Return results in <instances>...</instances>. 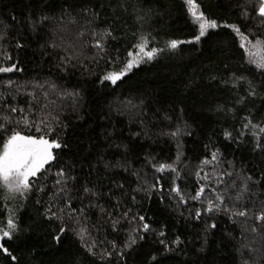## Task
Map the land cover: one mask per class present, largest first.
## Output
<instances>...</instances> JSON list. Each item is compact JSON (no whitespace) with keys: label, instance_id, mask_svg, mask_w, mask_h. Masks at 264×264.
<instances>
[{"label":"trees","instance_id":"1","mask_svg":"<svg viewBox=\"0 0 264 264\" xmlns=\"http://www.w3.org/2000/svg\"><path fill=\"white\" fill-rule=\"evenodd\" d=\"M195 2L199 41L185 0H0V150L60 144L0 186V264H264L260 0ZM141 38L155 57L105 80Z\"/></svg>","mask_w":264,"mask_h":264},{"label":"snow or ice","instance_id":"2","mask_svg":"<svg viewBox=\"0 0 264 264\" xmlns=\"http://www.w3.org/2000/svg\"><path fill=\"white\" fill-rule=\"evenodd\" d=\"M185 3L189 14L199 26V35L195 37V39L199 41V39L206 34L208 29L216 28L217 23L214 20L207 19L204 13L199 11V5L195 0H185ZM258 15L264 17V0H260ZM235 30L239 32V29ZM244 39H246V37H244ZM179 43L181 42L175 40L170 41L169 47L175 49ZM146 45V38H141V43L136 46L139 51L135 55H133L132 52L129 53L131 59L126 61L124 68L118 72L109 73L104 79L110 80L115 84L117 80L131 71L134 66H138L144 58L152 60L158 50L153 48L150 51H145ZM96 46L100 47L99 43ZM252 48L258 51H249V62L256 64L258 68L264 69V41H257ZM14 69L15 65L12 67H0V72H11ZM11 111L15 112L17 109L12 108ZM24 123H28L26 118ZM0 127H3V125H0ZM37 130L39 131V128H37ZM59 147V143L55 141L50 142L43 136L37 139L33 136L21 135L19 132L14 131L3 144L2 150H0V186H3L10 193L22 194L24 191H27L30 188V177H35L37 173L44 168V165L53 159L52 149ZM213 159H215V153L213 154ZM164 167L165 166L162 165L159 170L163 171ZM202 192L203 188H201L194 199H198ZM208 210H212L211 203L209 204ZM197 215H199V212ZM238 215L245 216L246 212H239ZM141 219H143V217H141ZM257 219L264 220V215L257 217ZM7 227L8 230H0L2 231L0 240L4 238L11 239V231L16 227L12 219L8 220ZM213 227H215V225H213ZM144 229H148L147 224L144 225ZM57 239L59 238L57 237ZM132 242L134 243L135 241L133 240ZM2 247L3 245L0 244V248ZM4 251L7 252V249H4Z\"/></svg>","mask_w":264,"mask_h":264},{"label":"rangeland","instance_id":"3","mask_svg":"<svg viewBox=\"0 0 264 264\" xmlns=\"http://www.w3.org/2000/svg\"><path fill=\"white\" fill-rule=\"evenodd\" d=\"M24 193V192H23ZM15 194H18V193H15Z\"/></svg>","mask_w":264,"mask_h":264}]
</instances>
